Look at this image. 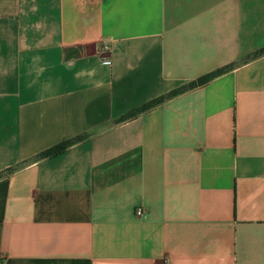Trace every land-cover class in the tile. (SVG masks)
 <instances>
[{
    "label": "crops",
    "instance_id": "0c3cea01",
    "mask_svg": "<svg viewBox=\"0 0 264 264\" xmlns=\"http://www.w3.org/2000/svg\"><path fill=\"white\" fill-rule=\"evenodd\" d=\"M263 47L264 0H0V264H264Z\"/></svg>",
    "mask_w": 264,
    "mask_h": 264
},
{
    "label": "trees",
    "instance_id": "16d2710c",
    "mask_svg": "<svg viewBox=\"0 0 264 264\" xmlns=\"http://www.w3.org/2000/svg\"><path fill=\"white\" fill-rule=\"evenodd\" d=\"M264 51V47L259 49L258 51L254 52L252 54V56H255L261 52ZM232 66L231 65H227V66H223V67H220L218 69H215L214 71L210 72V73H207L199 78H197L196 80H193V81H190L186 84H183L173 90H171L170 92L164 94V95H160L159 97L153 99L152 101H150L149 103H147L145 106H143V108H146L150 105H153L155 104L156 102H159L160 100H162L165 96H169L171 94H175L179 91H182V90H185L187 88H190V87H193L195 85H198V84H201L207 80H209L210 78H212L213 76L217 75V74H220L224 71H226L227 69H229L230 67ZM142 108V109H143ZM137 111V110H136ZM136 111H133V112H130L127 116L125 117H128L132 114H134ZM82 137V135H76V136H73L69 139H66L58 144H55L53 145L52 147H49L47 149H44L42 151H40L39 153H37L36 157H44V156H52V155H55V154H58L60 152H62L68 145H70L71 143L75 142L76 140L80 139ZM22 163H18L17 165H14V166H11V167H8V170H12L16 167H18L19 165H21Z\"/></svg>",
    "mask_w": 264,
    "mask_h": 264
},
{
    "label": "built area",
    "instance_id": "2783aa9c",
    "mask_svg": "<svg viewBox=\"0 0 264 264\" xmlns=\"http://www.w3.org/2000/svg\"><path fill=\"white\" fill-rule=\"evenodd\" d=\"M103 48L104 49H107L108 48V45L107 44H104L103 45ZM142 212H143V208L142 207H136L135 208V214L136 215H140V214H142ZM163 264H171V263H169L168 261H165Z\"/></svg>",
    "mask_w": 264,
    "mask_h": 264
}]
</instances>
